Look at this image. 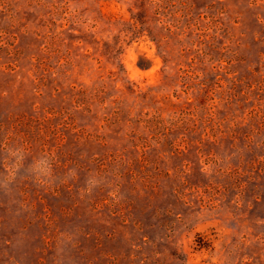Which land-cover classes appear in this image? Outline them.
<instances>
[{
    "label": "rangeland",
    "instance_id": "rangeland-1",
    "mask_svg": "<svg viewBox=\"0 0 264 264\" xmlns=\"http://www.w3.org/2000/svg\"><path fill=\"white\" fill-rule=\"evenodd\" d=\"M0 264H264V0H0Z\"/></svg>",
    "mask_w": 264,
    "mask_h": 264
}]
</instances>
